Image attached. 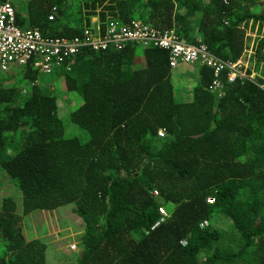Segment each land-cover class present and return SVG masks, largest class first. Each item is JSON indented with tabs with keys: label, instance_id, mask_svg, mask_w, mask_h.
<instances>
[{
	"label": "trees",
	"instance_id": "trees-1",
	"mask_svg": "<svg viewBox=\"0 0 264 264\" xmlns=\"http://www.w3.org/2000/svg\"><path fill=\"white\" fill-rule=\"evenodd\" d=\"M0 1L47 36L139 18L242 71L179 64L197 72L179 100L178 65L135 42L84 47L51 83L0 70V264H264V0ZM66 205L80 233L58 259L32 222Z\"/></svg>",
	"mask_w": 264,
	"mask_h": 264
},
{
	"label": "built area",
	"instance_id": "built-area-1",
	"mask_svg": "<svg viewBox=\"0 0 264 264\" xmlns=\"http://www.w3.org/2000/svg\"><path fill=\"white\" fill-rule=\"evenodd\" d=\"M16 11L8 1H0V70L5 73L11 66L32 62L41 72L50 73L62 66L64 59L73 58L84 47L107 49L109 44L122 48L128 42H135L143 48L158 47L168 52L170 68L179 64L204 63L218 74L225 66L229 67V80L233 81L242 74L240 61L235 63L222 61L211 54L206 46L187 43L170 28H156L147 22L133 18L127 23L110 21L106 34L101 36L94 31L95 24L85 27L74 37H56L44 35L38 28L21 26L16 22ZM96 19L94 18L93 21ZM64 69L68 65H63ZM215 86L218 82L214 81ZM162 135V131L159 132ZM157 193L156 190L153 191ZM160 220L168 211L160 206ZM158 224V222L156 223Z\"/></svg>",
	"mask_w": 264,
	"mask_h": 264
},
{
	"label": "rangeland",
	"instance_id": "rangeland-1",
	"mask_svg": "<svg viewBox=\"0 0 264 264\" xmlns=\"http://www.w3.org/2000/svg\"><path fill=\"white\" fill-rule=\"evenodd\" d=\"M94 18V17H93ZM143 47L138 45L137 49H142ZM10 69L12 71L16 70V66H11ZM4 75L5 73H1ZM197 74L194 69H190L188 66L178 65L172 71L173 80L175 84V96L176 98L181 100L183 99V90L179 88L180 83L183 82V79L186 81L189 79L191 85L195 83ZM56 73L55 71L51 73H39V80H44L46 82L51 83L52 81H56ZM185 81V80H184ZM179 88V89H178ZM182 96V97H181ZM65 129L69 135H77L78 137H85L86 132L84 129L80 128L74 123H71L68 119L65 120ZM17 187V185H16ZM15 187L9 186L5 179L0 182V194L7 193L13 191ZM18 191V187H17ZM15 192V190L13 191ZM73 205H66L59 208H56L52 212L44 211L43 213H38L33 220V231L34 235L44 236L49 238L52 241H49L54 246L51 249L49 255L52 257H56L58 259H63L66 255H69L71 250L76 249V238L80 233V219L77 217L78 215L74 212L72 213ZM74 211V210H73ZM61 215V227L58 223V218ZM30 217V215H29ZM219 225V222H218Z\"/></svg>",
	"mask_w": 264,
	"mask_h": 264
},
{
	"label": "crops",
	"instance_id": "crops-1",
	"mask_svg": "<svg viewBox=\"0 0 264 264\" xmlns=\"http://www.w3.org/2000/svg\"><path fill=\"white\" fill-rule=\"evenodd\" d=\"M185 65H187V64H185Z\"/></svg>",
	"mask_w": 264,
	"mask_h": 264
}]
</instances>
